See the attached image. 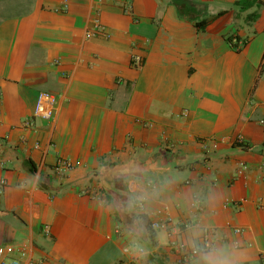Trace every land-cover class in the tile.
Listing matches in <instances>:
<instances>
[{
    "label": "crops",
    "instance_id": "obj_1",
    "mask_svg": "<svg viewBox=\"0 0 264 264\" xmlns=\"http://www.w3.org/2000/svg\"><path fill=\"white\" fill-rule=\"evenodd\" d=\"M237 1L0 0L10 257L179 264L183 242L200 249L189 264H264V0ZM96 16L105 30L87 37ZM42 91L50 119L34 116Z\"/></svg>",
    "mask_w": 264,
    "mask_h": 264
},
{
    "label": "built area",
    "instance_id": "obj_2",
    "mask_svg": "<svg viewBox=\"0 0 264 264\" xmlns=\"http://www.w3.org/2000/svg\"><path fill=\"white\" fill-rule=\"evenodd\" d=\"M105 27L102 25L101 20L98 16L93 18V28L89 29L86 31V36L91 37L95 35L99 31H104ZM233 43L238 42V39L235 37L232 39ZM132 62L135 64H140L141 63V57L138 55H132ZM57 103V96L54 93L48 92V91H42L38 94L36 103H35V108H34V116L41 118V119H50L55 110V106ZM261 122H264V120H261ZM237 141H242V136H238ZM218 146V140H213L211 141L210 145L206 148L207 152H210V149H214ZM207 164V163H206ZM74 163L68 159V158H58L56 162V170L58 172L61 171H68L73 168ZM209 165V164H207ZM5 183L4 180L1 181L0 185H3ZM193 206L196 207L197 209H202V202H201V197L197 193L194 196V202ZM168 226V222L164 220H157L153 221L151 223V228L152 229H160V228H166ZM48 231V230H47ZM178 249L180 251V260L179 264H189L191 261V257L193 255L198 254L199 251H195V249H199L197 247H189L185 243H177ZM209 245V242L206 241L204 247H207ZM17 250V247L13 246L12 244H7V245H0V264H23V262L16 257H10V253L14 252ZM200 250V249H199ZM20 255L25 256L26 253L24 250H18Z\"/></svg>",
    "mask_w": 264,
    "mask_h": 264
},
{
    "label": "clouds",
    "instance_id": "obj_3",
    "mask_svg": "<svg viewBox=\"0 0 264 264\" xmlns=\"http://www.w3.org/2000/svg\"><path fill=\"white\" fill-rule=\"evenodd\" d=\"M195 251H199V249H195ZM201 260L204 261V264H231V258L224 251H215L212 253L201 255ZM199 264V261L197 262Z\"/></svg>",
    "mask_w": 264,
    "mask_h": 264
},
{
    "label": "trees",
    "instance_id": "obj_4",
    "mask_svg": "<svg viewBox=\"0 0 264 264\" xmlns=\"http://www.w3.org/2000/svg\"><path fill=\"white\" fill-rule=\"evenodd\" d=\"M253 1H255V0H238L237 3L240 4L243 7H246V6H250L251 4H253ZM206 23H207V20H199V21H197V24L199 26H202V27Z\"/></svg>",
    "mask_w": 264,
    "mask_h": 264
}]
</instances>
